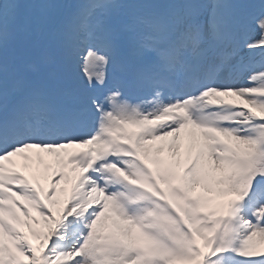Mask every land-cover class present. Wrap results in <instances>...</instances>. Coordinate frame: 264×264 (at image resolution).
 Here are the masks:
<instances>
[{
	"label": "snow or ice",
	"instance_id": "1",
	"mask_svg": "<svg viewBox=\"0 0 264 264\" xmlns=\"http://www.w3.org/2000/svg\"><path fill=\"white\" fill-rule=\"evenodd\" d=\"M23 7L0 0V264H264V0H82L71 109L18 87Z\"/></svg>",
	"mask_w": 264,
	"mask_h": 264
},
{
	"label": "rangeland",
	"instance_id": "2",
	"mask_svg": "<svg viewBox=\"0 0 264 264\" xmlns=\"http://www.w3.org/2000/svg\"><path fill=\"white\" fill-rule=\"evenodd\" d=\"M125 18H126V21H128V24L130 25L131 24V20L129 18V16L126 14L125 15ZM82 68V67H81ZM83 69V68H82ZM52 160V161H51ZM55 161L52 159V158H48L46 157V163H54Z\"/></svg>",
	"mask_w": 264,
	"mask_h": 264
}]
</instances>
